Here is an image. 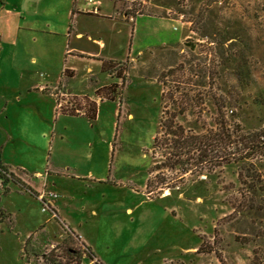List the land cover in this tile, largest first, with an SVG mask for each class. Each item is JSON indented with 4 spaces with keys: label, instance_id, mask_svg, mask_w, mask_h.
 I'll return each mask as SVG.
<instances>
[{
    "label": "rangeland",
    "instance_id": "374dc122",
    "mask_svg": "<svg viewBox=\"0 0 264 264\" xmlns=\"http://www.w3.org/2000/svg\"><path fill=\"white\" fill-rule=\"evenodd\" d=\"M74 6L0 0V264H47L63 242L103 264H264V156L173 168L161 129L171 115L216 129L224 96L239 100L230 119L264 127V0H79L95 17L73 22L102 49L68 38ZM70 89L97 101L96 120L59 111Z\"/></svg>",
    "mask_w": 264,
    "mask_h": 264
},
{
    "label": "trees",
    "instance_id": "16d2710c",
    "mask_svg": "<svg viewBox=\"0 0 264 264\" xmlns=\"http://www.w3.org/2000/svg\"><path fill=\"white\" fill-rule=\"evenodd\" d=\"M74 13L75 9H72L69 24L70 29L73 26ZM113 63L111 60H102V69L114 68ZM68 71L69 69L65 70L66 73ZM118 71H120V68L117 69ZM99 90L100 88L97 89V91ZM61 100L62 97L58 96L57 104L61 113L79 115L80 111L83 110L82 115L84 117L90 120L96 119L98 113L97 101L88 95H72L68 101L70 106H64ZM213 102L217 108L216 129L210 128L204 133L191 134V130L186 133L185 127L175 121V115H171L166 120L164 118V120H161V129H164L163 133H166L167 137L166 150L170 155L167 160L171 161L173 168L185 163L190 164L193 159H196L194 163H204L206 165L212 160H216L221 165L229 163L236 155H238L239 159H245L255 154L264 156V127L247 130L240 122L235 120L233 115L230 119L225 110L228 106L238 107L239 100L228 99L224 96L219 98L214 97ZM158 135L154 138L155 143L159 139ZM196 152L197 156H195ZM7 170V166L0 162V176H4ZM2 171L4 172L2 173ZM8 193L7 189H4L2 192L3 195ZM2 213L3 209L0 207V221ZM59 248L60 251L58 250ZM53 249L43 253L44 261L47 264H81L84 256L95 260L96 264H103L96 258V254L91 247L84 243H82L81 247H75L67 242H63L61 246H55ZM57 250L59 252H56Z\"/></svg>",
    "mask_w": 264,
    "mask_h": 264
},
{
    "label": "crops",
    "instance_id": "0c3cea01",
    "mask_svg": "<svg viewBox=\"0 0 264 264\" xmlns=\"http://www.w3.org/2000/svg\"><path fill=\"white\" fill-rule=\"evenodd\" d=\"M78 1L79 0H74L75 6L72 9H75V13L73 14V18L76 17V20H77V19H79V17L80 18H83V17H95L92 14V13H95V12H92L91 10L86 9V8H79L77 6V2ZM86 1H90V0H86ZM91 2H92V4H95L97 2V0H91ZM72 9H71V12H70V18H71V14H72ZM104 17L108 18V17H112V16L111 15H105ZM69 24H70V22H69ZM72 28L70 29V27L68 26V34H67L68 38H70V39L73 38L74 40L77 41L78 39H82V38L86 37L88 41H91L92 43L97 44L101 49L105 48L107 46V43L102 38L94 37L92 35L93 34L92 32L88 31L87 29L84 30L79 25H77V21H76L75 24L73 22ZM67 50H69V48H67ZM79 51L80 52H86L87 54H89V56H93V57H96V58H101V54H102V53L100 54L99 52L96 53V52H94L92 50L91 51H85L84 49H81ZM107 59H115V58H107ZM103 60H105V59H103ZM99 63H100V65H99L100 66V70L102 71L103 70L102 69V59H101V61ZM59 87H60L59 89H60V92H61L63 87L61 85ZM67 92L68 93H72L73 95H82V93H85V95H88L91 98V96H90L91 94L89 95L87 93V91H81V92L80 91H71V89H70ZM66 115H68V114H66ZM98 116H99V106H98V113H97L96 119L98 118ZM0 162L2 164H5V165H10L4 159H1V157H0ZM10 166H12V165H10ZM13 167H18V166H13ZM32 173H34L35 175H38L37 179H41L40 177L43 176V175H41L42 172L40 170H38V169L34 170ZM58 211L60 212V214H62V212L60 210H58ZM87 212H88V214H84V210H83V212L80 213L79 215H77L76 218H72L71 221H69L70 224H77L79 228L82 227L83 224L87 225L88 222L92 221L90 218L96 217V215L99 216L100 210L97 207L94 206V207H92V209L90 208L89 210H87ZM62 219H64V216H62ZM85 240H86V242L90 243L88 239H85ZM88 246H90V245H88ZM91 249L93 250V248H91ZM100 261H102V260L100 259Z\"/></svg>",
    "mask_w": 264,
    "mask_h": 264
},
{
    "label": "built area",
    "instance_id": "2783aa9c",
    "mask_svg": "<svg viewBox=\"0 0 264 264\" xmlns=\"http://www.w3.org/2000/svg\"><path fill=\"white\" fill-rule=\"evenodd\" d=\"M69 99H70V98H69ZM69 99H68V100H66V101H67V103H68ZM61 102H62V100H61ZM59 105H60V104H59Z\"/></svg>",
    "mask_w": 264,
    "mask_h": 264
}]
</instances>
